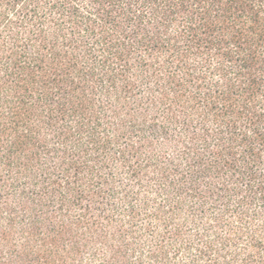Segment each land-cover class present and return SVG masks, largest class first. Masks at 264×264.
I'll return each mask as SVG.
<instances>
[{
    "label": "trees",
    "instance_id": "obj_1",
    "mask_svg": "<svg viewBox=\"0 0 264 264\" xmlns=\"http://www.w3.org/2000/svg\"><path fill=\"white\" fill-rule=\"evenodd\" d=\"M0 264H264V0H0Z\"/></svg>",
    "mask_w": 264,
    "mask_h": 264
}]
</instances>
